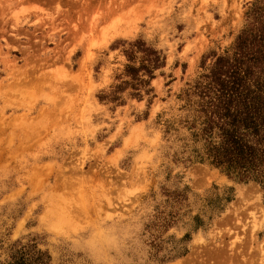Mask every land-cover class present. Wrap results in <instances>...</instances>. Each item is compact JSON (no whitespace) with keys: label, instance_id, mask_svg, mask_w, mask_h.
Here are the masks:
<instances>
[{"label":"rangeland","instance_id":"1","mask_svg":"<svg viewBox=\"0 0 264 264\" xmlns=\"http://www.w3.org/2000/svg\"><path fill=\"white\" fill-rule=\"evenodd\" d=\"M254 1L0 0V251L34 239L52 264H264L262 186L193 161L191 85ZM136 41L164 60L140 95L116 88Z\"/></svg>","mask_w":264,"mask_h":264},{"label":"trees","instance_id":"2","mask_svg":"<svg viewBox=\"0 0 264 264\" xmlns=\"http://www.w3.org/2000/svg\"><path fill=\"white\" fill-rule=\"evenodd\" d=\"M143 52L140 65L128 64L125 86H149L163 66L158 50L142 41L131 44L133 61ZM193 81V161L209 162L241 182L255 181L264 189V0H255L243 28L223 54ZM147 76V78H145ZM201 226L197 224L196 228ZM0 251V264H52L47 250L34 239L14 241ZM4 256V257H3ZM180 256L176 254L172 258Z\"/></svg>","mask_w":264,"mask_h":264},{"label":"clouds","instance_id":"3","mask_svg":"<svg viewBox=\"0 0 264 264\" xmlns=\"http://www.w3.org/2000/svg\"><path fill=\"white\" fill-rule=\"evenodd\" d=\"M116 227L109 226L108 228H104L102 231L97 232V240L93 241V244H104L106 242H112L116 239L115 236Z\"/></svg>","mask_w":264,"mask_h":264},{"label":"bare ground","instance_id":"4","mask_svg":"<svg viewBox=\"0 0 264 264\" xmlns=\"http://www.w3.org/2000/svg\"><path fill=\"white\" fill-rule=\"evenodd\" d=\"M184 263V262H183ZM173 264H182V261H177V262H175V263H173Z\"/></svg>","mask_w":264,"mask_h":264}]
</instances>
